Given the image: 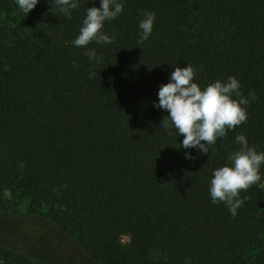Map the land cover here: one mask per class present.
<instances>
[{
	"label": "trees",
	"instance_id": "16d2710c",
	"mask_svg": "<svg viewBox=\"0 0 264 264\" xmlns=\"http://www.w3.org/2000/svg\"><path fill=\"white\" fill-rule=\"evenodd\" d=\"M120 2L104 26L116 39L87 45L96 63L71 42L99 0L74 10L40 0L28 15L0 0V206L18 192L29 214L98 264H264V166L235 217L209 195L213 170L239 148L236 135L264 151V0ZM145 11L156 20L139 44ZM187 64L202 86L237 78L248 100L246 122L209 154L184 149L163 125L168 113L153 106ZM0 237L32 258L0 245V264H66L58 245L3 228Z\"/></svg>",
	"mask_w": 264,
	"mask_h": 264
},
{
	"label": "clouds",
	"instance_id": "9594fccd",
	"mask_svg": "<svg viewBox=\"0 0 264 264\" xmlns=\"http://www.w3.org/2000/svg\"><path fill=\"white\" fill-rule=\"evenodd\" d=\"M39 2L16 0L18 9L25 15ZM99 3V7L86 9L79 34L71 42L75 47H84V55L96 63L100 62L97 52L88 49L87 45L92 42L111 44L118 33L113 30L109 35L104 31V26L115 20L124 9L120 0H99ZM54 4L70 10L79 6L78 0H54ZM142 16L138 24L139 44L150 38L156 20L154 12L145 11ZM195 76L196 71L190 64L175 67L169 82L159 88L158 102H153V106L168 113L163 125L174 128L178 135L184 137V149H197L202 154H209V147L218 138H224L228 131L246 122L248 116L245 106L248 100L240 91V82L235 77L230 76L225 81L216 80L202 86L196 82ZM235 142L239 145L238 150L228 155V164L213 170L209 188L212 203H224L233 217L244 203L240 197L241 191L259 183L261 168L264 166V151H257L255 146H250L243 133L235 136ZM185 156L192 158L187 152Z\"/></svg>",
	"mask_w": 264,
	"mask_h": 264
},
{
	"label": "rangeland",
	"instance_id": "374dc122",
	"mask_svg": "<svg viewBox=\"0 0 264 264\" xmlns=\"http://www.w3.org/2000/svg\"><path fill=\"white\" fill-rule=\"evenodd\" d=\"M6 1L14 9L16 0ZM4 16V11L0 8V20H3ZM28 209V199L21 197L18 192H6L4 202L0 206L3 213L0 216V228L9 234H23L39 242L41 239L51 247L58 245L66 264H98L85 254L73 240L63 235L51 221L38 215L29 214ZM0 245L12 246L17 252L32 259L27 249L22 244L14 242L13 239L0 237Z\"/></svg>",
	"mask_w": 264,
	"mask_h": 264
}]
</instances>
